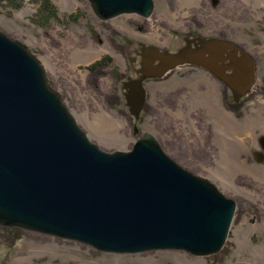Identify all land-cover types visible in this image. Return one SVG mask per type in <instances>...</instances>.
<instances>
[{
    "label": "rangeland",
    "instance_id": "obj_1",
    "mask_svg": "<svg viewBox=\"0 0 264 264\" xmlns=\"http://www.w3.org/2000/svg\"><path fill=\"white\" fill-rule=\"evenodd\" d=\"M51 1L58 17L48 25L33 21L39 5L31 0L1 7L0 31L38 58L102 149L129 151L153 133L180 165L237 201L219 264H264V0H153L149 18L107 21L89 0ZM104 56L108 73L92 84L88 67ZM0 264L216 262L183 250L102 252L0 225Z\"/></svg>",
    "mask_w": 264,
    "mask_h": 264
},
{
    "label": "water",
    "instance_id": "obj_2",
    "mask_svg": "<svg viewBox=\"0 0 264 264\" xmlns=\"http://www.w3.org/2000/svg\"><path fill=\"white\" fill-rule=\"evenodd\" d=\"M103 21L153 0H89ZM237 201L180 165L153 133L129 151L93 142L38 58L0 31V225L102 252L219 253Z\"/></svg>",
    "mask_w": 264,
    "mask_h": 264
},
{
    "label": "trees",
    "instance_id": "obj_3",
    "mask_svg": "<svg viewBox=\"0 0 264 264\" xmlns=\"http://www.w3.org/2000/svg\"><path fill=\"white\" fill-rule=\"evenodd\" d=\"M26 0H0V8L1 7H11L13 9L19 10L25 5ZM32 2L36 3L38 6V13L33 18V21L37 23L38 25H48L50 24L54 19L58 17V10L55 4L51 0H31ZM76 19V18H71ZM112 58L104 56L100 60L94 62L92 65L88 67L89 70V81L92 84H98L99 79L108 73L107 69L111 66ZM114 70L112 71V73ZM252 96H250L251 98ZM225 99L226 98V91H225ZM227 101V100H226ZM239 104H229L227 103L226 106L232 111H237L236 106ZM6 229H13V227H6ZM219 254H213V258L216 262V264L222 263L224 260L218 257Z\"/></svg>",
    "mask_w": 264,
    "mask_h": 264
}]
</instances>
